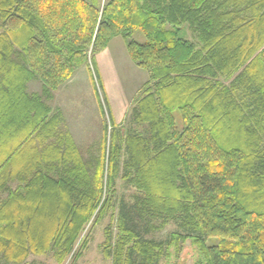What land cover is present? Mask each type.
I'll return each instance as SVG.
<instances>
[{
	"label": "trees",
	"instance_id": "trees-1",
	"mask_svg": "<svg viewBox=\"0 0 264 264\" xmlns=\"http://www.w3.org/2000/svg\"><path fill=\"white\" fill-rule=\"evenodd\" d=\"M117 37L149 80L131 129L107 149V125L88 164L45 98L89 64L98 81L95 53ZM119 179L137 194L107 230L112 264H161L187 241L196 264H264V0H0V261L63 263Z\"/></svg>",
	"mask_w": 264,
	"mask_h": 264
},
{
	"label": "rangeland",
	"instance_id": "rangeland-1",
	"mask_svg": "<svg viewBox=\"0 0 264 264\" xmlns=\"http://www.w3.org/2000/svg\"><path fill=\"white\" fill-rule=\"evenodd\" d=\"M90 4H95L101 10L110 0H86ZM188 38L193 39L191 32H188ZM134 39L143 41L140 33L134 35ZM92 48L90 49V58L92 57ZM94 55V54H93ZM97 64L98 81L92 77L93 69L88 66L81 67L70 81L61 86L56 92H53L52 98H45V102L53 110V113L60 114L62 124L60 131L65 127L64 114L77 115L80 119L81 111L88 126L87 130L92 138L88 143H78L81 156L85 163H95V160L101 159L104 149L106 132L108 125L107 149L110 147L111 134L115 129L129 130L133 126L131 123V114L139 98L144 94L145 84L149 80L148 73L137 67L131 60L125 41L122 37H117L111 41L106 49L98 50L95 53ZM42 84L39 80L32 81L28 85L29 93H42ZM58 94V95H57ZM103 108V110H102ZM115 119H113V117ZM66 119H72V117ZM112 117L111 121L109 117ZM75 119V116H74ZM71 121V120H69ZM64 132V131H63ZM75 142V141H74ZM96 142V148H88L89 144ZM76 144V143H75ZM77 146V145H76ZM89 154V155H88ZM124 155L122 159H126ZM93 171V170H92ZM16 184V183H15ZM12 184L13 189H17L21 184ZM115 206L112 207L107 216L97 224L89 223L86 226L77 246L73 252L61 264H112V260L105 257V243L107 240V230L113 229L114 240L117 238V206L121 199L134 201V195L137 194L134 186H129L124 180L119 179L116 186ZM6 194H0V200ZM178 226L170 223L165 229L157 231L148 236V239L157 241H166L172 234L177 232ZM87 241L85 247L83 244ZM171 256L163 259L161 264H196L198 252L192 241L181 245L180 251L176 248L171 250ZM0 264H7L0 261ZM26 264H60L56 259L55 253L50 252L44 256H31Z\"/></svg>",
	"mask_w": 264,
	"mask_h": 264
},
{
	"label": "crops",
	"instance_id": "crops-1",
	"mask_svg": "<svg viewBox=\"0 0 264 264\" xmlns=\"http://www.w3.org/2000/svg\"><path fill=\"white\" fill-rule=\"evenodd\" d=\"M40 94H41V92H40ZM79 115H80V119L75 114H74L75 119H74V116H71V114H69V117L71 116L72 119H66V117L69 118L68 114H64V116H65V119H64L65 127L63 128V131L68 132L72 136L77 147L80 148L78 143L80 142V143H82L83 147H86L84 145V143L90 142L92 135L86 128L88 126V124H87L88 121H86V119H84L81 111H79ZM112 117H113V119H115L113 114H112ZM69 120H71V121H69ZM95 143L96 142H93L92 144L87 145L88 147L86 149L92 148V147L96 148L97 145Z\"/></svg>",
	"mask_w": 264,
	"mask_h": 264
}]
</instances>
